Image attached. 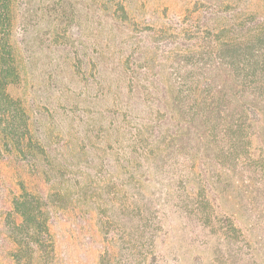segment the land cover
Instances as JSON below:
<instances>
[{"label": "trees", "instance_id": "trees-1", "mask_svg": "<svg viewBox=\"0 0 264 264\" xmlns=\"http://www.w3.org/2000/svg\"><path fill=\"white\" fill-rule=\"evenodd\" d=\"M163 1L0 0V161L19 171L3 221L13 264L54 263L52 190L70 175L67 145L38 136L10 92L21 82L15 29L50 26L51 13L52 46L71 58V81L79 75L86 89H96L85 108L96 126L80 149L100 151L97 171L113 180L104 191L122 193L117 201L127 221L105 217L104 237L125 239L134 264H157L158 208L146 189L167 180V188L185 189L184 207L205 227L216 222L222 241L239 240L235 220L215 216L212 202L226 189L264 186V158L253 148L264 131V0H182L183 8ZM82 22L94 26L96 48L79 54L64 35ZM221 259L216 251V264ZM98 260L108 264L109 256Z\"/></svg>", "mask_w": 264, "mask_h": 264}, {"label": "rangeland", "instance_id": "rangeland-1", "mask_svg": "<svg viewBox=\"0 0 264 264\" xmlns=\"http://www.w3.org/2000/svg\"><path fill=\"white\" fill-rule=\"evenodd\" d=\"M84 1L85 4L89 2ZM178 1V7L183 8V1L188 0ZM45 18L50 26L46 23L43 26V22L24 34L15 29L13 44L21 82L10 92L22 101L31 128L38 136L45 142L67 145L63 149V159L70 165L67 170L70 175L62 178L63 186L56 184L52 190V194H56L50 214L55 242L53 264H99V257L105 253L109 256L108 264H134L125 239L118 240L114 232L104 237L101 231L105 217L112 216L120 223H126V216L120 212L117 201L122 193L114 195V188L108 194L104 191L106 186L111 187L113 180L105 171L102 176L97 171L102 165L100 151L93 154L80 149L89 136L87 131L96 126L92 109L89 115L85 109L91 105L88 99L96 94V89L94 85L86 89L85 83L79 82V75L71 81V58L66 55V59L65 53L57 54L52 46L55 44V34L51 31L56 23L54 14ZM71 33L66 32L64 36L79 54L83 48L90 51L96 48L94 26L89 28L82 22L80 27L73 26ZM77 33L82 34V38ZM62 34L60 29L59 38ZM81 74L87 76V72ZM81 111H85L82 117ZM90 135L94 148L99 150L100 143ZM258 136L253 142L255 157L264 158V131H259ZM89 161H92L91 165ZM18 172L16 167L0 161V264H13L10 261L12 246L3 221L8 206L6 200L14 192ZM169 183L164 180L163 187L146 189L153 206L158 208L159 231L153 245L157 264H216V251L222 256L220 264H264V186L256 190L254 185L245 187L243 184L240 192L225 188L224 199L212 202L215 216H232L240 228L239 240L229 243L215 234L216 222L212 229L205 227L191 209L184 207L185 189L167 188ZM125 190L130 196L128 187Z\"/></svg>", "mask_w": 264, "mask_h": 264}]
</instances>
